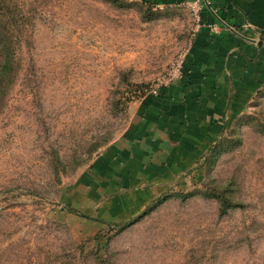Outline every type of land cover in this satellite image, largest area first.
Here are the masks:
<instances>
[{
	"label": "rangeland",
	"instance_id": "obj_1",
	"mask_svg": "<svg viewBox=\"0 0 264 264\" xmlns=\"http://www.w3.org/2000/svg\"><path fill=\"white\" fill-rule=\"evenodd\" d=\"M191 1L0 0V264H264V84L206 97L246 36Z\"/></svg>",
	"mask_w": 264,
	"mask_h": 264
},
{
	"label": "crops",
	"instance_id": "obj_2",
	"mask_svg": "<svg viewBox=\"0 0 264 264\" xmlns=\"http://www.w3.org/2000/svg\"><path fill=\"white\" fill-rule=\"evenodd\" d=\"M205 1L206 18L213 19L212 7L247 37L241 38L225 29L215 36L203 29L198 35L195 51L205 49L206 54L194 55V63L202 62L200 67L204 66L205 70L211 67V71H206L209 73L207 83L213 86L206 97L211 92V95L219 94L221 98L227 95L232 98L234 88L241 84L248 85L253 89L251 92H255L264 84V0ZM196 67L199 68L198 65ZM227 80L231 83L230 91L218 86Z\"/></svg>",
	"mask_w": 264,
	"mask_h": 264
},
{
	"label": "trees",
	"instance_id": "obj_3",
	"mask_svg": "<svg viewBox=\"0 0 264 264\" xmlns=\"http://www.w3.org/2000/svg\"><path fill=\"white\" fill-rule=\"evenodd\" d=\"M9 34L8 31H0V96L5 92V86L13 79L16 68Z\"/></svg>",
	"mask_w": 264,
	"mask_h": 264
},
{
	"label": "built area",
	"instance_id": "obj_4",
	"mask_svg": "<svg viewBox=\"0 0 264 264\" xmlns=\"http://www.w3.org/2000/svg\"><path fill=\"white\" fill-rule=\"evenodd\" d=\"M200 1L199 0H194L188 3V6L193 7L194 12L196 14L197 17H199V13H200Z\"/></svg>",
	"mask_w": 264,
	"mask_h": 264
}]
</instances>
